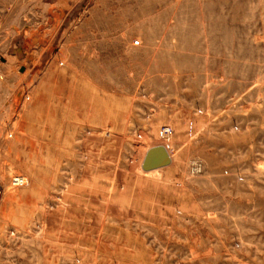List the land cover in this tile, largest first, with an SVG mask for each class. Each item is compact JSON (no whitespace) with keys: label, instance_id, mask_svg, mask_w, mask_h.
<instances>
[{"label":"rangeland","instance_id":"374dc122","mask_svg":"<svg viewBox=\"0 0 264 264\" xmlns=\"http://www.w3.org/2000/svg\"><path fill=\"white\" fill-rule=\"evenodd\" d=\"M47 1L0 0V264H264V0Z\"/></svg>","mask_w":264,"mask_h":264},{"label":"crops","instance_id":"0c3cea01","mask_svg":"<svg viewBox=\"0 0 264 264\" xmlns=\"http://www.w3.org/2000/svg\"><path fill=\"white\" fill-rule=\"evenodd\" d=\"M10 3H44L47 0H8ZM5 21L0 17V102L8 101V104L12 101V94L10 93V87L16 83H20L23 67L19 65V75L16 72L11 71V42L14 32L5 26ZM2 104V102H1ZM0 104V105H1ZM7 104V105H8ZM1 110V108H0ZM3 114V113H2ZM6 112L4 111V115ZM3 141L0 142V148L6 147Z\"/></svg>","mask_w":264,"mask_h":264},{"label":"water","instance_id":"95a60500","mask_svg":"<svg viewBox=\"0 0 264 264\" xmlns=\"http://www.w3.org/2000/svg\"><path fill=\"white\" fill-rule=\"evenodd\" d=\"M168 162V158L162 147L153 148L149 151L145 160L144 168L156 167Z\"/></svg>","mask_w":264,"mask_h":264},{"label":"built area","instance_id":"2783aa9c","mask_svg":"<svg viewBox=\"0 0 264 264\" xmlns=\"http://www.w3.org/2000/svg\"><path fill=\"white\" fill-rule=\"evenodd\" d=\"M170 132V128L168 126L163 127L162 129H160L159 131V136L162 138H165V136L167 135V133ZM201 169V163L198 160H193L190 164V170L192 173H196ZM25 182V179L22 175H17L14 176L12 179V183L16 186H22Z\"/></svg>","mask_w":264,"mask_h":264},{"label":"bare ground","instance_id":"6f19581e","mask_svg":"<svg viewBox=\"0 0 264 264\" xmlns=\"http://www.w3.org/2000/svg\"><path fill=\"white\" fill-rule=\"evenodd\" d=\"M105 21V20H104ZM98 60V59H97ZM155 62V61H154ZM103 74V73H102ZM105 75V74H104ZM145 76V75H144ZM67 87V86H66ZM71 91H72V89H71ZM78 94V93H77ZM69 97H71V96H69ZM77 99V98H76ZM111 104V103H110ZM52 114V113H51ZM55 116V115H54ZM53 123V122H52Z\"/></svg>","mask_w":264,"mask_h":264}]
</instances>
